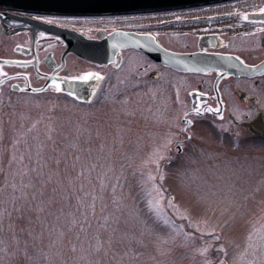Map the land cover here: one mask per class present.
<instances>
[{
  "label": "rangeland",
  "instance_id": "374dc122",
  "mask_svg": "<svg viewBox=\"0 0 264 264\" xmlns=\"http://www.w3.org/2000/svg\"><path fill=\"white\" fill-rule=\"evenodd\" d=\"M140 17L45 19L94 35ZM125 54L88 101L0 96V264H264V141L235 147L204 118L197 154L164 164L183 110L141 96Z\"/></svg>",
  "mask_w": 264,
  "mask_h": 264
},
{
  "label": "flooded vegetation",
  "instance_id": "af4514ba",
  "mask_svg": "<svg viewBox=\"0 0 264 264\" xmlns=\"http://www.w3.org/2000/svg\"><path fill=\"white\" fill-rule=\"evenodd\" d=\"M235 3L234 2H239ZM264 0H227L168 11L139 14L92 16L116 18L141 16L137 27L100 28L89 38L100 39L120 29L138 34H149L159 45L175 53H203L216 55L219 66L205 70H183L150 58L140 49H122L114 62L99 64L85 60L72 52L65 53L66 43L61 37L50 36L38 28L26 26L14 16L0 11V96L6 93L56 92L83 100L105 91L112 65L118 69L128 60L126 51H136L142 58L131 61L123 72L130 76L145 97L168 98L167 109H182V127L170 143L168 158L171 163L186 158L189 151L197 154L188 142L194 139L195 129H205L207 118L212 133L239 147L245 135L250 134L242 124L264 111ZM177 13L167 18L160 13ZM91 17V18H92ZM38 19L44 22V16ZM78 30L77 28L59 24ZM168 25L167 38L157 30ZM198 32L192 34V30ZM80 31V30H79ZM105 32L101 36L97 32ZM168 40V42L166 41ZM91 75L87 80L81 77ZM127 77L122 82H131ZM59 85V91L56 89ZM82 95V96H80ZM164 109V108H163ZM251 114V115H250ZM216 120V121H215ZM191 122L190 124L188 122ZM200 123V124H199ZM171 125L169 124V127ZM200 127V128H199ZM169 135H173L168 129ZM242 138V139H241ZM261 139V138H258Z\"/></svg>",
  "mask_w": 264,
  "mask_h": 264
},
{
  "label": "water",
  "instance_id": "95a60500",
  "mask_svg": "<svg viewBox=\"0 0 264 264\" xmlns=\"http://www.w3.org/2000/svg\"><path fill=\"white\" fill-rule=\"evenodd\" d=\"M219 1L224 0H0V11H6L4 14L14 16L26 26L61 37L66 43L65 53L73 52L88 61L108 64L116 60L121 49L135 48L165 65L183 70L203 71L208 67L219 66V58L203 53H175L155 42L151 35L132 31L115 30L101 39H91L77 30L45 23L28 15L14 14L12 11L28 14L108 15L173 9ZM102 34V31L98 32V35ZM117 59L119 61L120 56ZM90 96L87 92L82 98L87 100ZM242 124L251 134L264 139V111Z\"/></svg>",
  "mask_w": 264,
  "mask_h": 264
},
{
  "label": "snow or ice",
  "instance_id": "6c2138e0",
  "mask_svg": "<svg viewBox=\"0 0 264 264\" xmlns=\"http://www.w3.org/2000/svg\"><path fill=\"white\" fill-rule=\"evenodd\" d=\"M262 11H264V10H262ZM91 75H93V74L89 73V74H87V75L81 77V79L87 80ZM55 87H56L57 91L60 90V89H59V85H56ZM188 123L190 124L191 122L189 121Z\"/></svg>",
  "mask_w": 264,
  "mask_h": 264
},
{
  "label": "bare ground",
  "instance_id": "6f19581e",
  "mask_svg": "<svg viewBox=\"0 0 264 264\" xmlns=\"http://www.w3.org/2000/svg\"><path fill=\"white\" fill-rule=\"evenodd\" d=\"M163 11H168V10H163Z\"/></svg>",
  "mask_w": 264,
  "mask_h": 264
}]
</instances>
